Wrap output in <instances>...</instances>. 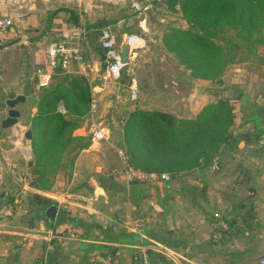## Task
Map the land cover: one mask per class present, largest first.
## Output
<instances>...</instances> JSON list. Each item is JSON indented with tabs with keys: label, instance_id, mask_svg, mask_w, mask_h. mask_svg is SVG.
<instances>
[{
	"label": "crops",
	"instance_id": "0c3cea01",
	"mask_svg": "<svg viewBox=\"0 0 264 264\" xmlns=\"http://www.w3.org/2000/svg\"><path fill=\"white\" fill-rule=\"evenodd\" d=\"M111 1L116 4V11L122 12L120 19L115 18V24L128 22L125 15L132 11L131 0H0V20L10 19L13 24L0 30V264H96L97 257L104 253L113 256L118 264H138L136 256L141 245L152 253L153 260L163 256L180 264H225L226 248L233 243H237L239 251L246 249L248 253L247 258L239 254L242 264H257L264 256V116L256 115L264 108L262 98L254 101L253 109L248 110L241 101L235 103L237 115L232 139L211 162L172 176L167 183H130L122 174L124 163L115 142L121 131L120 116L113 113L119 108L123 114L135 107L148 109L145 104L136 106L130 99L131 103H126L121 95L126 90L122 79L133 75L139 50L129 51L126 75L104 85L102 55L90 47L96 38L102 51L100 28L94 27L83 42L86 68L74 63L68 71H51L49 84L39 85L36 71L49 70L45 49L53 36L30 42L25 32L46 26L47 15L61 8L85 11L82 22L94 24L102 12L94 4ZM133 2L146 4L144 0ZM59 15L53 20V33L67 28L65 13ZM64 74L88 78L96 111L91 114L90 107L83 117V126L76 132L88 145L75 152L73 168L57 172L52 185L40 189L31 185L35 180L31 171L32 139L26 138V147L19 148L14 145L12 132L21 127L25 132L32 131L34 137L32 122L38 116L42 89L53 86ZM19 95L25 97L24 102L16 105L19 122L15 127L3 129L1 122L8 110L6 100ZM159 105L169 109L178 107L169 102ZM204 105L180 110L185 112L184 117L191 118ZM169 109L161 111L171 112ZM58 110L66 113L61 102ZM40 122L43 131L46 119ZM95 123L107 126L110 138L91 140ZM15 190L17 194L13 193ZM29 193L44 196L48 203L41 206L39 218H34V213L26 207L22 221L17 220L10 211L12 206L6 205L9 196L16 204L21 199L25 202ZM52 201L58 205L55 222L43 225L44 210ZM245 218H254L259 226L250 228L244 224ZM149 228L155 232L152 238L144 231ZM217 229L228 230L226 241L213 239ZM249 233L252 238L248 237ZM129 234L137 235L136 242L118 241V235Z\"/></svg>",
	"mask_w": 264,
	"mask_h": 264
},
{
	"label": "trees",
	"instance_id": "16d2710c",
	"mask_svg": "<svg viewBox=\"0 0 264 264\" xmlns=\"http://www.w3.org/2000/svg\"><path fill=\"white\" fill-rule=\"evenodd\" d=\"M144 2L152 5L167 2L181 14L188 27L168 28L161 40L163 48L173 55L178 65L190 72L191 77L206 80L218 87V92H222L217 95L213 92L215 99L205 104L191 118L140 107L120 116L121 131L115 141L118 148L123 150L127 165L148 174L168 173L172 177L211 162L221 147L232 139V127L237 115L235 103L249 101L250 98L233 86H220L224 85V76L232 65L264 66V0ZM62 12L66 14L65 21L70 22L71 27L81 23L82 19L76 10L61 8L52 11L47 15L46 26L32 27L25 32L28 41L38 42L44 36H53L52 40H57L61 31L53 33L52 23ZM127 17L130 15H125ZM116 22L117 19L110 22L98 19L91 25L85 23V26L87 29H95ZM98 54L102 55V51L99 50ZM130 78L125 76L122 82L128 84ZM42 91L38 116L32 122L34 165L31 171L35 180L31 185L47 189L52 185L57 172L73 168L75 152L88 145L85 138L76 132L83 126V117L89 112L92 95L88 78L74 74H64L53 86ZM224 92L230 95H224ZM261 98L264 100V96ZM60 102L66 113L58 110ZM256 115L264 116V108ZM44 118L47 124L40 131V120ZM9 197L6 205L13 207L12 197ZM25 203L37 219L41 206L47 204L48 200L40 194L29 193ZM244 224L250 228L259 226L254 218H245ZM144 231L150 238L155 236L153 228ZM214 233L221 234L216 242L228 239V230L217 229ZM136 238V234L117 237L122 243L136 242ZM149 254L152 253L149 251ZM156 259L166 258L157 256Z\"/></svg>",
	"mask_w": 264,
	"mask_h": 264
},
{
	"label": "rangeland",
	"instance_id": "374dc122",
	"mask_svg": "<svg viewBox=\"0 0 264 264\" xmlns=\"http://www.w3.org/2000/svg\"><path fill=\"white\" fill-rule=\"evenodd\" d=\"M133 3L132 0L129 2L132 11H130L128 22H121L107 27L115 33L121 45L125 44L126 37L130 32L139 35L145 40V47L139 49V52H137V60L132 72V74L137 77L142 92L140 99L136 102V106L138 104H145V107L148 109L165 110L169 108H162L159 104L169 102L178 106L170 108L169 110L179 117H184L186 114L180 110L181 107L186 108L203 105L204 103L207 104L215 99L214 94H222V92H218V87L212 86L208 81L191 77L190 72L185 70L183 66L178 65L173 55L163 48L161 40L168 28L175 27L184 29L188 27V24L183 20L181 14L173 9L167 2H157L153 5L148 4L149 6L147 9L139 12L133 8ZM94 5H97L96 7L100 6L102 10L101 14H99L100 19L106 18L107 20H114L115 18L120 19L122 16V12L116 11V4L112 3V1L109 3L98 2V4L95 3ZM105 11H109V13L106 14ZM77 12L79 15L82 14L83 19L81 15L80 19L85 20L86 12ZM103 13L105 14L104 16ZM65 23L67 24L66 27L71 25L68 21ZM91 46L93 51L97 52L101 50L96 38L90 42V47ZM88 60L92 64L90 56ZM102 68V72H104L103 65ZM224 80V85H221L220 88L233 86L238 92L242 91L250 98L249 101L241 100L246 110H248V108L253 109V102L257 101L259 97L261 98L264 96V66L257 67L249 64L232 65L226 72ZM125 87L126 90L121 95L124 96V101L126 103H131L128 97V84H126ZM225 94L227 96L230 95L229 92H224V95ZM113 115L115 117L123 115L121 108L117 109ZM115 131L117 132L118 130L115 129ZM6 147V145L3 146L4 149ZM2 168L4 167L2 166ZM13 193L17 194L18 191L15 190ZM10 211L13 212L17 220L22 221V213L26 211L24 200L21 199L18 203L13 204ZM251 234L252 233L248 234L249 238H252ZM236 244L237 243H233L232 247L228 246V249L226 248L225 253L228 258L226 261H223L225 264H242L240 262V255L247 258L248 253L246 249L245 251H239V249H237L238 245Z\"/></svg>",
	"mask_w": 264,
	"mask_h": 264
},
{
	"label": "built area",
	"instance_id": "2783aa9c",
	"mask_svg": "<svg viewBox=\"0 0 264 264\" xmlns=\"http://www.w3.org/2000/svg\"><path fill=\"white\" fill-rule=\"evenodd\" d=\"M148 4L141 2H134L133 8L136 11H142L148 8ZM12 21L4 18L0 20V26H11ZM90 29H87L85 23H81L77 27H67L61 30L59 37L56 41H52L47 44L45 53L48 63L49 70L38 68L36 71L39 77V85L46 86L49 84L51 79V71L58 68L64 71L71 69L74 63L81 67L86 68V63L83 57V42L86 38V34ZM99 40L102 47V61L104 65V72L102 75V81L106 85L110 81L117 80L120 77V70L123 67L121 62V46L115 33L109 27H102L98 30ZM125 44L128 45L129 51H138L145 47V40L135 33H130L126 37ZM129 63V62H128ZM129 88V99L131 102L136 103L141 97V91L138 84L137 77L133 74L128 83ZM96 111V103L93 102L91 105V114ZM15 127V126H14ZM26 130L18 127L12 132V138L14 145L23 148L26 147ZM110 138V129L101 124L95 123L94 128L91 132V140L103 141ZM118 154L123 159L124 169L123 176L127 182L131 181H151V182H164L170 181L171 176L168 173L156 174V173H145L139 170L130 168L127 165L126 158L122 149L117 148ZM216 165V164H214ZM232 211V207L228 208V212ZM221 234L217 233L213 235L214 240L220 239ZM138 264H180L175 260L169 259H151L147 247L144 245L140 246L138 255L136 256ZM96 264H118L117 260L113 256L100 255L97 257ZM257 264H264V256H261Z\"/></svg>",
	"mask_w": 264,
	"mask_h": 264
},
{
	"label": "water",
	"instance_id": "95a60500",
	"mask_svg": "<svg viewBox=\"0 0 264 264\" xmlns=\"http://www.w3.org/2000/svg\"><path fill=\"white\" fill-rule=\"evenodd\" d=\"M1 18V15H0ZM121 62L123 63V67L120 70V76H125L128 68H129V47L127 44H124L121 47ZM25 97L23 95L16 96L14 98H9L6 100L7 116L2 120L1 125L3 129H10L13 126L17 125L20 118V112L16 109V105L20 102H24ZM26 138L32 139V131H28L25 134ZM32 162H30V165ZM58 212V205L55 201H52L49 206H47L44 210L45 219L42 220L43 225H46L47 222L53 223L55 222L56 216Z\"/></svg>",
	"mask_w": 264,
	"mask_h": 264
}]
</instances>
